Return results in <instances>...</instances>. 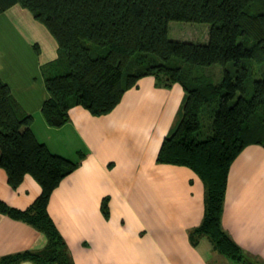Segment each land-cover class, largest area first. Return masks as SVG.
<instances>
[{
    "label": "trees",
    "instance_id": "16d2710c",
    "mask_svg": "<svg viewBox=\"0 0 264 264\" xmlns=\"http://www.w3.org/2000/svg\"><path fill=\"white\" fill-rule=\"evenodd\" d=\"M14 4L30 10L58 42V57L42 66L49 91L42 113L50 125L66 123L75 105L96 115L110 112L147 75L158 85L181 83L180 118L157 160L187 165L201 176L205 214L191 241L206 235L215 249L239 263L245 254L221 218L232 161L245 146L264 145V0H0V13ZM173 20L208 23V40L172 39ZM216 64L222 67L219 80L203 70ZM203 115L210 119L209 133ZM32 123L33 116L0 78V167L13 187L27 173L42 187L26 209L0 199V212L48 237L45 248L5 255L0 264H73L48 203L79 162L52 152L37 139Z\"/></svg>",
    "mask_w": 264,
    "mask_h": 264
},
{
    "label": "crops",
    "instance_id": "0c3cea01",
    "mask_svg": "<svg viewBox=\"0 0 264 264\" xmlns=\"http://www.w3.org/2000/svg\"><path fill=\"white\" fill-rule=\"evenodd\" d=\"M57 57V40L30 10L14 4L0 13V78L33 116L37 139L79 162L48 203L73 264H246L221 254L206 235L191 241L205 214V183L187 165L157 160L180 118L181 83L158 85L144 76L110 112L75 105L66 123L53 126L42 113L49 97L42 66ZM41 191L29 173L13 187L0 167V199L7 204L26 209ZM221 221L251 259L247 264H264V145L251 143L232 161ZM47 243L44 231L0 212V259Z\"/></svg>",
    "mask_w": 264,
    "mask_h": 264
},
{
    "label": "rangeland",
    "instance_id": "374dc122",
    "mask_svg": "<svg viewBox=\"0 0 264 264\" xmlns=\"http://www.w3.org/2000/svg\"><path fill=\"white\" fill-rule=\"evenodd\" d=\"M208 30H209V25L208 23H204V22L200 23V22L173 20L169 23V36L172 39L203 42L204 33L205 31L208 32ZM203 70H205L206 72L214 73L216 80H219L221 78L222 67L219 64H216L210 68L205 67ZM202 122H203V130L205 131V133H209L210 119L208 118L207 115H203ZM250 260L251 259L249 257L243 255L240 259V262L247 264L248 262H250Z\"/></svg>",
    "mask_w": 264,
    "mask_h": 264
}]
</instances>
